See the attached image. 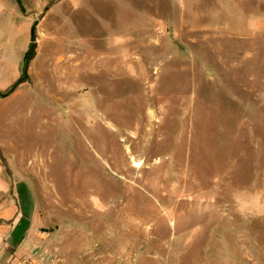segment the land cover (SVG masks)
Returning <instances> with one entry per match:
<instances>
[{
  "label": "rangeland",
  "instance_id": "1",
  "mask_svg": "<svg viewBox=\"0 0 264 264\" xmlns=\"http://www.w3.org/2000/svg\"><path fill=\"white\" fill-rule=\"evenodd\" d=\"M34 24L0 155L36 264H264V0H0L2 92Z\"/></svg>",
  "mask_w": 264,
  "mask_h": 264
},
{
  "label": "crops",
  "instance_id": "2",
  "mask_svg": "<svg viewBox=\"0 0 264 264\" xmlns=\"http://www.w3.org/2000/svg\"><path fill=\"white\" fill-rule=\"evenodd\" d=\"M17 178L0 155V264H36V250L42 237L43 222L35 187L26 193L18 189ZM29 185V184H28ZM45 254L41 255V259Z\"/></svg>",
  "mask_w": 264,
  "mask_h": 264
},
{
  "label": "water",
  "instance_id": "3",
  "mask_svg": "<svg viewBox=\"0 0 264 264\" xmlns=\"http://www.w3.org/2000/svg\"><path fill=\"white\" fill-rule=\"evenodd\" d=\"M37 46H38V43L36 40V36H34L32 42L29 44L28 50L26 52V56L24 58L21 77L6 92H2L0 90V98L8 97L9 95H11L16 90V88L19 85L30 80L29 67H30V63H31L32 59L34 58V56L36 54Z\"/></svg>",
  "mask_w": 264,
  "mask_h": 264
},
{
  "label": "bare ground",
  "instance_id": "4",
  "mask_svg": "<svg viewBox=\"0 0 264 264\" xmlns=\"http://www.w3.org/2000/svg\"><path fill=\"white\" fill-rule=\"evenodd\" d=\"M136 164V166H140V162H136L135 163ZM89 182V180L88 181H86V186L87 187H90V183H88ZM91 182V181H90ZM88 183V184H87ZM91 184H93V183H91ZM88 189H90L91 191H94L95 190V188H94V185H92L90 188H88ZM80 201V203L81 202H83V199H81V200H79ZM80 210H82V209H80ZM81 214V213H80ZM85 216V215H84Z\"/></svg>",
  "mask_w": 264,
  "mask_h": 264
},
{
  "label": "trees",
  "instance_id": "5",
  "mask_svg": "<svg viewBox=\"0 0 264 264\" xmlns=\"http://www.w3.org/2000/svg\"><path fill=\"white\" fill-rule=\"evenodd\" d=\"M22 11L24 12V8L22 7ZM35 26L36 24L32 25L31 29H30V34H31V38L33 40V37L35 36Z\"/></svg>",
  "mask_w": 264,
  "mask_h": 264
},
{
  "label": "built area",
  "instance_id": "6",
  "mask_svg": "<svg viewBox=\"0 0 264 264\" xmlns=\"http://www.w3.org/2000/svg\"><path fill=\"white\" fill-rule=\"evenodd\" d=\"M29 263V261H25V264H28Z\"/></svg>",
  "mask_w": 264,
  "mask_h": 264
}]
</instances>
